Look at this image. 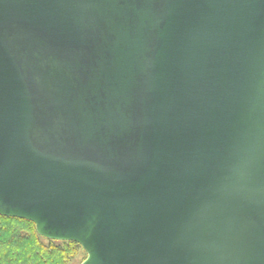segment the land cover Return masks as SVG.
<instances>
[{"label": "water", "instance_id": "water-1", "mask_svg": "<svg viewBox=\"0 0 264 264\" xmlns=\"http://www.w3.org/2000/svg\"><path fill=\"white\" fill-rule=\"evenodd\" d=\"M0 217L80 264H264V0H0Z\"/></svg>", "mask_w": 264, "mask_h": 264}, {"label": "trees", "instance_id": "trees-1", "mask_svg": "<svg viewBox=\"0 0 264 264\" xmlns=\"http://www.w3.org/2000/svg\"><path fill=\"white\" fill-rule=\"evenodd\" d=\"M85 258L75 243L43 239L30 222L0 217V264H80Z\"/></svg>", "mask_w": 264, "mask_h": 264}]
</instances>
